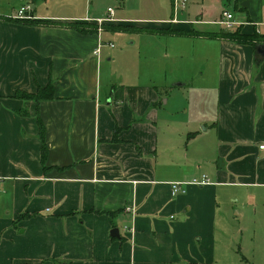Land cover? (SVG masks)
I'll return each mask as SVG.
<instances>
[{
    "label": "crops",
    "instance_id": "1",
    "mask_svg": "<svg viewBox=\"0 0 264 264\" xmlns=\"http://www.w3.org/2000/svg\"><path fill=\"white\" fill-rule=\"evenodd\" d=\"M235 6L236 28L219 23L225 9L215 21L220 30L201 31L241 27L264 38V0ZM33 7L31 19L49 23L25 24L18 13L0 11V264L210 263L220 202L228 197L244 216L240 205L253 197L251 187L264 185V56L257 45L215 38V74L196 85L183 110L164 107L172 86L140 74L113 85L104 71L116 52L108 58L101 21L125 24L122 18L51 16ZM74 21L101 26L82 33L54 24ZM165 24L158 28L174 23ZM48 84L52 99L15 96ZM204 174L209 184L172 194L174 182Z\"/></svg>",
    "mask_w": 264,
    "mask_h": 264
},
{
    "label": "rangeland",
    "instance_id": "2",
    "mask_svg": "<svg viewBox=\"0 0 264 264\" xmlns=\"http://www.w3.org/2000/svg\"><path fill=\"white\" fill-rule=\"evenodd\" d=\"M22 1L0 0V11L9 9L10 13L17 14ZM32 1L34 3L32 5L37 6L38 14L65 17L100 16L107 19L116 17L122 18L123 23L127 25L142 28H158L166 25L165 23L170 25L172 22L173 27L178 25L174 22L177 20L192 23L197 31L217 32L221 28L215 21L222 14V10L238 13L235 6L238 0H187L185 5L178 0ZM109 8L114 11L113 16L109 13ZM102 23L116 24L108 21ZM109 43L113 44V47H109ZM104 44L105 49H110L106 50L108 58H111V50L116 52L111 60L104 62V71L111 83L122 85L126 82L120 79H128L140 74L147 79H153L155 85L172 86L175 93L169 105L166 102L168 97L164 98L162 101L164 107L174 104L183 110L185 104L190 101L196 85H201L200 83L212 77L218 66L215 50L218 43L215 38L139 32L136 29L106 30ZM201 98L199 95L196 100ZM192 99H195V96ZM201 106L207 108L204 98ZM251 189L253 197L244 198L246 202L249 201L245 204V208L240 205L244 216L237 215L239 208L234 209L235 202L228 197L220 202L218 214L223 219L222 222H227L229 225L223 226V223L218 222L220 228L217 227L215 244L218 252L211 256L213 258L210 263L264 264V185ZM225 211L231 223L225 219L223 214ZM229 227L234 233L232 237L227 232Z\"/></svg>",
    "mask_w": 264,
    "mask_h": 264
},
{
    "label": "trees",
    "instance_id": "3",
    "mask_svg": "<svg viewBox=\"0 0 264 264\" xmlns=\"http://www.w3.org/2000/svg\"><path fill=\"white\" fill-rule=\"evenodd\" d=\"M239 1V0H238ZM16 21L25 23V24H31V25H38L41 23H49L46 21H40V20H33V19H26L21 20L17 19ZM54 24L61 25L64 27L76 29L82 33H88V32H98L99 31V25L96 23H88V22H80V21H74V22H56ZM89 25V26H85ZM103 29L107 30H129V29H136L139 32H150V33H167L171 35H181V36H198L203 38H227L232 41H236L238 43L247 44L252 43L256 44L259 42L264 41V38L258 34L254 35H247L242 34L241 27H239L235 31H221L220 33H210V32H202V31H195V30H183V29H176L172 26L166 27V28H142L139 26H130L127 24H103ZM15 96L20 99L24 100H35L37 102H40L43 99H52L55 96V90L54 86L52 84H48L45 87H39L37 92L30 93L24 90H17ZM39 125L41 129V139H42V160L43 162L46 161L47 156V147L45 143V128L43 125V122L39 120ZM190 264H212V263H190Z\"/></svg>",
    "mask_w": 264,
    "mask_h": 264
},
{
    "label": "built area",
    "instance_id": "4",
    "mask_svg": "<svg viewBox=\"0 0 264 264\" xmlns=\"http://www.w3.org/2000/svg\"><path fill=\"white\" fill-rule=\"evenodd\" d=\"M178 1L181 2L183 5H185L187 2V0H178ZM33 9H34L33 5L31 3H28L20 8L17 17L22 18V19H31L32 18L31 12L33 11ZM109 12L111 15H114V11L111 8H109ZM109 20H113V19H109ZM219 23L226 30H233L234 28H236V26L239 25L240 22L235 19L234 14L232 12L226 10L223 12L222 19L219 21ZM99 51L100 50H97V52ZM261 148H264V145L261 146ZM209 183H210V180L208 176L205 174L200 178L195 177L187 182H174L172 184V194L177 195L179 193L186 192V187L188 185L203 186ZM125 229L129 231H133V228L129 226H125Z\"/></svg>",
    "mask_w": 264,
    "mask_h": 264
},
{
    "label": "water",
    "instance_id": "5",
    "mask_svg": "<svg viewBox=\"0 0 264 264\" xmlns=\"http://www.w3.org/2000/svg\"><path fill=\"white\" fill-rule=\"evenodd\" d=\"M257 49L258 51L262 54V56H264V43H258L257 44ZM181 85V83H179ZM111 235L113 237H119L120 236V231L118 228H114L112 231H111Z\"/></svg>",
    "mask_w": 264,
    "mask_h": 264
}]
</instances>
